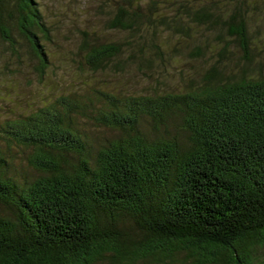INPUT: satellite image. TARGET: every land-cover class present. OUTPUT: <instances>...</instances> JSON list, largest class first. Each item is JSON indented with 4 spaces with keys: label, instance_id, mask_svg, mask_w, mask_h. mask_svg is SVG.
Wrapping results in <instances>:
<instances>
[{
    "label": "trees",
    "instance_id": "obj_1",
    "mask_svg": "<svg viewBox=\"0 0 264 264\" xmlns=\"http://www.w3.org/2000/svg\"><path fill=\"white\" fill-rule=\"evenodd\" d=\"M41 6L0 0V44L22 60L16 29L42 80L52 65L42 41L54 39ZM108 7L116 36L83 31L79 73L140 74L155 86L83 82L0 121V264H255L264 246V74L221 63L236 46L252 61L264 0ZM186 52L214 62L200 81L166 87L168 64ZM84 119L116 133L98 137ZM4 145L24 148L35 176L12 174Z\"/></svg>",
    "mask_w": 264,
    "mask_h": 264
},
{
    "label": "rangeland",
    "instance_id": "obj_2",
    "mask_svg": "<svg viewBox=\"0 0 264 264\" xmlns=\"http://www.w3.org/2000/svg\"><path fill=\"white\" fill-rule=\"evenodd\" d=\"M45 16V20L52 29L54 41L43 40L46 50L50 54L51 67L47 70L45 78L40 79L35 70L37 59L30 53V48L25 43L16 29L13 34L22 45V60L10 54L5 44H0V121L7 117H16L19 113L30 111L37 104L54 96L80 88L83 82L95 84V86L108 87L117 90H129L142 93L151 89L152 78L134 73L116 74L113 72L80 74L75 62L77 46L82 39L83 31L104 38H112L116 35L109 33L105 26L109 4L112 0H39ZM114 1V0H113ZM111 2V3H110ZM234 54L229 55L221 63L222 69L227 72L240 73L246 70L249 75L264 74V40L258 43L257 51L252 55L253 59L247 62L242 57L239 47L233 48ZM186 52L184 55L168 64L170 74L167 75L165 86L169 88L187 86L188 80L195 77L200 81L202 74L214 62L213 58L193 57ZM164 86L161 85L160 88ZM98 99H96V102ZM89 120H83L81 127L85 131H92L96 126ZM95 127V128H94ZM143 127L149 129V121L143 122ZM115 130L99 128L96 131L98 137L115 135ZM4 151L13 160L12 174H20L23 178L35 176V172L29 167L27 151L18 146L10 149L4 145ZM184 258V256H182ZM99 264H117L109 260ZM136 264H155L153 260L139 261ZM255 264H264V246L256 250Z\"/></svg>",
    "mask_w": 264,
    "mask_h": 264
}]
</instances>
